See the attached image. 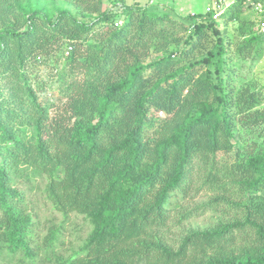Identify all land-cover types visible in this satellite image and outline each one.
I'll list each match as a JSON object with an SVG mask.
<instances>
[{
  "label": "trees",
  "instance_id": "obj_1",
  "mask_svg": "<svg viewBox=\"0 0 264 264\" xmlns=\"http://www.w3.org/2000/svg\"><path fill=\"white\" fill-rule=\"evenodd\" d=\"M248 3L264 0L213 20L0 0V264H264V40ZM19 180L86 221L76 250L55 253L61 224L38 258ZM208 213L221 218L186 226Z\"/></svg>",
  "mask_w": 264,
  "mask_h": 264
},
{
  "label": "rangeland",
  "instance_id": "obj_2",
  "mask_svg": "<svg viewBox=\"0 0 264 264\" xmlns=\"http://www.w3.org/2000/svg\"><path fill=\"white\" fill-rule=\"evenodd\" d=\"M105 0H103L101 8H105ZM109 1V0H108ZM132 0H126L125 3H130ZM141 4L145 2L149 5V7L153 10L158 12H169L174 17H178L175 14V10L172 6H164L160 4L162 0H154V2H149V0H139ZM177 2V5H183L185 1L183 0H171ZM188 1V0H186ZM198 3L197 7L195 8V12L204 13L205 6L212 4V0H196ZM187 5V3H185ZM175 12H174V11ZM246 18L254 19L252 12L247 11L245 13ZM236 25L230 24L226 27V31L229 35H233L234 29ZM261 69V70H260ZM256 73V75L260 78L261 81L264 80V61L262 68H260ZM55 64L51 63L48 67H40L38 70V77L39 79L45 83L49 88L53 86L55 81ZM261 108L264 110V103L262 104ZM236 139L234 143L236 146L241 143L242 134L238 131L235 132ZM43 182L41 180L32 181L31 183L24 182L23 180H19L17 184V188L23 193L24 196V207L25 209L32 214L33 218V229H32V236L33 240H35L37 246L40 248V252L38 258H41L43 261L47 256H50V251H47V256L45 255L44 258V250H45V236L48 234L49 230L54 228H59L61 230V242L53 248L55 253H59L61 255H68L72 251L76 250L78 246L82 243L84 238L86 237L87 232L89 231V226L87 225L86 221L82 217H75L72 216L71 219L64 221L62 216L56 213L50 206V204L46 201L43 194ZM196 202H202L203 200H207L206 196L203 193L198 195L194 198ZM221 218L220 214L208 213L203 216H200L196 219H193L186 223V226H191L193 228H206L214 223H216ZM177 229L173 230V235L177 236L178 234ZM40 259H38L39 261ZM41 262V261H40ZM15 264V261L12 262Z\"/></svg>",
  "mask_w": 264,
  "mask_h": 264
},
{
  "label": "built area",
  "instance_id": "obj_3",
  "mask_svg": "<svg viewBox=\"0 0 264 264\" xmlns=\"http://www.w3.org/2000/svg\"><path fill=\"white\" fill-rule=\"evenodd\" d=\"M233 4V0H212L211 6H207L204 10V14H208L213 20H217L219 16L225 12L231 5ZM254 11L259 14L260 22L258 25L259 33L264 40V4L257 3L252 4ZM194 15V14H191ZM120 22H117L115 26H117ZM70 50V48H68ZM67 55V53H66Z\"/></svg>",
  "mask_w": 264,
  "mask_h": 264
},
{
  "label": "crops",
  "instance_id": "obj_4",
  "mask_svg": "<svg viewBox=\"0 0 264 264\" xmlns=\"http://www.w3.org/2000/svg\"><path fill=\"white\" fill-rule=\"evenodd\" d=\"M184 1H185V3H187V5L185 3H183V5H181V2H180V4L177 5V2H175V1L173 2L171 0H162V2L160 4H162L164 6H168V7L169 6H172V8L174 10L176 9L175 10L176 12L173 10L175 12V14L178 17H181V18L187 17V16H189L191 14H198V13H200V12H195L196 11L195 8L198 5V3L196 2V0H188V1L184 0ZM104 2H105V5H106L104 9H106L109 6V1L108 0H105ZM125 2H126V0H125ZM149 2H152L153 3L154 0H149L148 3ZM132 3H139V4H141L139 0H132L130 3H128V5H130ZM146 4L147 3L145 2L144 4H141V5H146ZM207 6H209V5H206L205 8ZM104 9L101 8V10H104Z\"/></svg>",
  "mask_w": 264,
  "mask_h": 264
}]
</instances>
